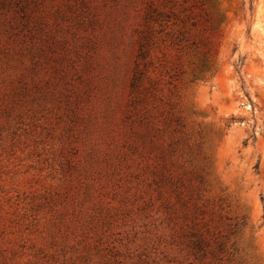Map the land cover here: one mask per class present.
Returning <instances> with one entry per match:
<instances>
[{
    "label": "rangeland",
    "instance_id": "obj_1",
    "mask_svg": "<svg viewBox=\"0 0 264 264\" xmlns=\"http://www.w3.org/2000/svg\"><path fill=\"white\" fill-rule=\"evenodd\" d=\"M0 264H264V0H0Z\"/></svg>",
    "mask_w": 264,
    "mask_h": 264
},
{
    "label": "trees",
    "instance_id": "obj_2",
    "mask_svg": "<svg viewBox=\"0 0 264 264\" xmlns=\"http://www.w3.org/2000/svg\"><path fill=\"white\" fill-rule=\"evenodd\" d=\"M140 72L139 71H136L135 72V76H134V79H133V84L132 86L133 87H138L139 84H140V81H141V77L139 76ZM136 89V88H135Z\"/></svg>",
    "mask_w": 264,
    "mask_h": 264
}]
</instances>
